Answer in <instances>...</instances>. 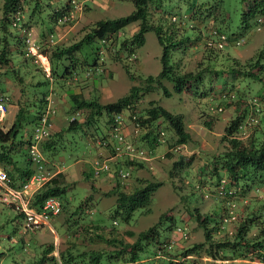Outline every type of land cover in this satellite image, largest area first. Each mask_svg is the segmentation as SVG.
I'll return each instance as SVG.
<instances>
[{
  "label": "trees",
  "instance_id": "obj_1",
  "mask_svg": "<svg viewBox=\"0 0 264 264\" xmlns=\"http://www.w3.org/2000/svg\"><path fill=\"white\" fill-rule=\"evenodd\" d=\"M39 1L0 0V93L8 96L9 103L18 105L9 127L6 130L0 127V167L11 177L12 184L18 185L37 167L29 152L31 144L35 143L39 147L41 169L46 171L47 166L50 168L53 162L60 161V152L64 153L65 148L63 137L67 134L73 138L79 136L84 146L79 156L89 152L96 153L99 162L105 160L109 165L108 169L95 173L93 163L87 162V169L83 170V173L92 181H96L101 175L112 177L114 184L108 193H114L115 200L109 206L112 216L109 225H102L92 219L86 221L81 219L83 215L91 214L82 206V202H86L88 196L82 198L78 205L81 216L70 218L74 224L76 223L70 233L76 237L89 238L98 246L90 249H86V246L78 249L66 246L58 251L57 259L51 254L54 245L51 242L44 243L42 253L36 262L47 264L48 260H51L50 264H137L138 261L145 260L141 257V251L148 252L145 246L152 243V251L149 250V254L154 255L156 260L150 264H197V255L225 260L249 255L251 260L249 264H264V194L260 192V186H264V77L260 73L263 71L261 69H264V47L257 56L248 57L244 62L233 55V63H229L230 66L226 69L230 70L231 74L224 75L223 71L218 72L219 69L215 64L218 51H221L220 57L228 55V52L222 51L225 44L227 42L236 44L235 39L240 43L243 38H232L220 32L215 26L217 21L213 18L215 28L211 30V34L218 37L205 39L202 46L204 55L199 62L203 64L197 65L194 70L183 69L181 56L176 59L175 55L187 46V42L192 45L196 42H191L182 32H174L170 29L168 30L170 32L164 31L161 22L158 24L149 22L151 14L149 5L152 3L159 6L158 0H132L134 9L124 16L99 18L91 25L83 27L80 30L81 34H77L66 43L38 46L40 53L46 55L49 60L47 74L42 64L36 61V56L28 50L26 38L30 26L22 15L26 10L29 11L30 17L35 14L40 8ZM242 1L245 17L262 6L264 9V0ZM73 5L71 0L62 2L61 8L54 10L56 16L54 19L65 22L62 16L64 14L69 16V9ZM189 9L190 17H195L197 15L195 10L190 7ZM183 17L188 16L183 13ZM207 17L211 16L206 15ZM200 18L202 20L201 15ZM173 19L171 22L176 21L177 16L174 15ZM136 20H140L137 30L129 36H122L120 32L124 27ZM148 29L154 30L162 45V68L159 73L145 76L143 85L132 83L129 90L115 100L101 102L96 94L85 96L82 89L92 84L93 79L90 76L97 75L101 80L104 78L106 61L102 56V47L110 49L108 46L110 43L115 48L113 57L122 60L134 54L135 49L144 43L145 32ZM41 32L46 33L44 30ZM221 34L226 35L225 44L219 46ZM95 40H99L101 45L94 49L92 58L88 59L83 46ZM218 59L220 61V58ZM124 68L133 78L129 65L124 64ZM209 73L216 74L218 79L223 78V87L226 88L224 94H221L219 88L215 90L213 85L210 91L206 92L203 82L206 81ZM7 74L19 88L20 96L16 100L11 98L9 86L4 82ZM240 75L260 79L262 85L259 90L251 93L242 87H236L233 79ZM74 77L76 80L72 82ZM162 79L172 81L177 92L193 89L201 84L203 91L199 93L211 95L212 103L209 110L215 112L210 114L199 109L201 113L210 117L204 120L210 127H213L216 116L222 109L233 107L224 132L219 138L220 146L209 151V155L206 153L208 156L197 174L196 186L207 187V192H210L213 199L221 201L222 206L219 212H215L211 207L207 211L198 207L192 209L187 204V199L183 197L189 218H195L197 228H202V240L194 241L187 246L184 245L190 230L186 224H177L174 221V214L168 215L171 209L164 212L166 217H173V222L167 227L170 232L163 237L157 226L159 221L137 232L125 227L127 224L131 225L129 221L135 210L143 209L146 210L145 212L149 210L154 191L163 183V180L155 174L148 177L139 173L141 168L148 167V159L156 154L168 158L169 163L165 168L170 176L176 175L183 166L190 164L186 162L185 154L179 151L191 135L185 129L181 114L171 112L154 99L139 108V105L145 102L146 92L158 86H162L163 94L170 95V90L163 85ZM72 83H77L80 90L77 91ZM51 93L54 97L65 94L69 103L66 121L55 131H51L49 125L47 135L36 140L34 137L36 125L43 117H46L47 123H50L51 112H55V110L46 111ZM123 113L133 121L139 133L138 139L132 143V146L142 151V155L147 158L124 151L125 142L120 141L115 135L116 117ZM162 124L165 129L176 135V138H172L173 141L161 137L165 130ZM72 131L77 133L72 134ZM102 139H105V142H102ZM140 141H147L149 146L143 147L138 143ZM159 143H163L165 147L161 153L157 149ZM57 144H60L59 148ZM117 145L122 146L119 151L116 150ZM175 151H179L178 157H175ZM192 155L194 154H190L191 157ZM77 157L78 154L75 159ZM121 170L128 172L126 180H121ZM186 181L184 178L182 184ZM67 188L66 175L59 170L34 191L30 205L39 209L47 196L57 195L61 199L63 210L64 203H67L63 194ZM237 196L241 197L239 201L236 200ZM94 201L99 203L98 198ZM94 201L93 204L90 202L86 204L92 207ZM243 203L247 208L244 213L239 208ZM5 207L15 211L12 206L0 203V213ZM15 213L17 217L23 215L22 212L15 211ZM232 224L234 228L230 230L229 226ZM36 230L38 229L34 231ZM127 237L134 239L129 240ZM2 254L3 252L0 251V258ZM177 254L186 257L175 263L172 255ZM147 257L149 258V255Z\"/></svg>",
  "mask_w": 264,
  "mask_h": 264
},
{
  "label": "rangeland",
  "instance_id": "obj_2",
  "mask_svg": "<svg viewBox=\"0 0 264 264\" xmlns=\"http://www.w3.org/2000/svg\"><path fill=\"white\" fill-rule=\"evenodd\" d=\"M48 1L50 4H48ZM62 2H67V0H40L39 10L31 17L28 15V10L22 13L23 18H25V21H28L30 26L26 38L28 50L36 56V61L42 64L47 74L49 73V60L46 55L40 53L38 46L46 47L49 43H66L77 34H81L80 30L85 26L91 25L95 20L99 18L121 17L134 9L132 0H75V2L72 3L74 4L73 7L69 9L68 20L66 19L65 22H60L54 19V17H56L54 15V10L56 8H61ZM157 3L159 6L152 3L149 5V10L151 12L149 22L155 24L161 22L164 31L170 32L168 31L170 29L174 32H182L189 37L191 42H196L194 45L187 42L185 48L180 46L183 50H180L175 55L176 59L181 56V68L183 69L194 70L197 65L201 66L203 64L199 62L204 55L202 47L204 41L207 37L214 38L216 36L215 34H211V30L215 28L214 20L217 21L215 26L220 32L232 38H243V41L240 43L232 44L227 42L222 48V51L228 52L230 56L225 53L226 55L223 54L225 57H220L221 51H218L217 56L220 58V61L217 58L215 62L216 67L219 69L218 72L223 71L224 75L228 73L231 74V71L226 69L229 68V63H233V55L236 56L239 61L244 62L248 57L257 56L260 49L264 47L263 6L258 8L250 16L245 17L243 14L244 2L242 0H158ZM189 7L193 8L192 10H195L197 13L195 17H190L191 11L188 13L190 10ZM261 9H263V11H261ZM183 13L188 17H183ZM193 14L194 13H192V15ZM174 15L177 16V20L171 22V20H174ZM200 15L202 16V20H200ZM206 15H210L211 17L206 18ZM139 25L140 20L133 21L127 24L120 34L122 36H129L137 30ZM41 30L46 31V33H42ZM44 34L46 35L44 36ZM100 45L101 42L95 40L91 44L83 46V51L88 59L92 58L94 49ZM108 46L110 49H108V47L107 49L102 47V56L106 61L104 64V78L101 80L97 75L93 77L90 76V78L93 79L92 84L82 89L83 94L87 97L96 94L101 102L115 100L126 93L132 83L143 85L145 84L143 80L145 76L148 74L157 75L162 68V45L152 29H148L145 32L144 43L135 49V53L128 57H124L122 60L114 58L113 50L115 48H113L110 43H108ZM197 47H199V49H197ZM174 53L172 54L173 58ZM121 55L122 53H120V56ZM204 61L206 62V60ZM124 64L129 65L133 78L126 72ZM261 70L263 71H260V73L264 77V69ZM241 77L242 75L234 78L233 83L236 84V87H242L251 93H256L262 85L260 79H252L250 76ZM75 78L76 77L72 79V82L76 80ZM222 80L218 79V76L214 73L208 75L206 81L203 82L206 92H209L210 87L213 85L215 90L219 88L221 89V94H224L226 88L224 89V81ZM4 82L9 86L11 98L14 100L18 99L20 96L19 88L13 83L9 74L4 77ZM162 83L170 90V95L163 94L162 86H158L146 92L145 102L140 104L139 108L144 107L148 104L149 100L154 99L171 112L181 114L185 123V129L191 135L179 151L185 154L184 158L186 162L188 161L190 164L183 166L176 175L170 176L165 168L169 163L168 158L156 154L153 158L148 159V167L141 168L139 173L148 177H151V174H155L163 180V183L154 191L149 210L147 212L143 209L135 210L129 221L131 225L127 224L125 227L132 228L137 232L159 221L157 226L161 231V237H163L170 232L167 227L173 222V217H166L164 212L171 209L168 211V215L174 214V221L179 225L186 224L190 230V235L186 239L184 245L187 246V244H192L194 241L202 240V228H197L195 218H189L187 209L184 207L185 200L183 197L187 199V204L192 209L198 207L200 210L207 211L208 208L211 207L215 212H219L222 206L221 201L213 199L210 192H207V187L198 188L196 186L198 183L197 174L199 168L204 165L206 157L210 154L209 151L216 149L218 145L220 146L218 141L221 134L224 132L227 118L233 112V107L228 106L224 110L222 109L216 116L213 127H210L204 122V120L210 117L205 113H201L199 109L210 114H215V112L212 109L209 110L212 103L211 95L208 93H199L203 91L201 84L193 89L190 88L182 92H177L174 89V83L172 81L162 79ZM72 85L77 91L80 90L77 83H72ZM66 99L63 93L59 97H54L51 93V97H49V104L46 107V111L55 110L54 113L51 112L50 116L51 121L49 125L51 131L59 129L62 123L66 121V116L69 111L67 109L69 103ZM17 108L18 105L16 103H9L8 111L0 121V127L2 129L6 130L12 123ZM120 118V129L122 130L121 132H123L124 142L129 144H132L134 141L136 142L139 133L133 121L124 113L120 115ZM163 124L161 125L162 128H164ZM71 133L75 134L77 132L72 131ZM161 137L173 141L174 139L172 138H176V135H174L172 131L165 129ZM63 138L65 144L64 153L59 151L60 161L53 162L50 168L47 166L46 172L49 173L50 176L59 170L65 173L68 188L64 192L63 197L66 198L67 203H64L63 210L61 209L58 214L51 217L49 224L45 225V227L36 231L26 232H23L22 229L19 228L22 218L17 217L15 211L11 208L5 207L0 213V251L3 252L0 258V264H40L36 262V260L42 253L44 243L51 242L54 245V250L51 254L56 256L57 259L58 251L66 246L76 247L77 249L82 246H86V249L98 246L95 245L94 242H91L89 238L76 237L70 233L76 226V223L74 224L70 218L81 216L78 205L85 196H88L86 200L87 203L90 202V204H93L92 201H94L95 198H98L99 203L94 201V205L90 207L86 202H82L84 209H88L87 212L91 213L89 214L90 216L83 215L81 218L82 220L86 221L92 219L102 225H109L112 222L109 206L114 202L115 194L108 193L114 184L112 177H108L109 180H105L100 183V185L93 183L95 181L87 178L83 170L87 169V162L94 163L95 160H97L96 153L91 154L89 152V154L85 153L79 156L84 150L81 138L79 136L73 138L70 134H67ZM72 138L74 139L73 141ZM138 143L146 148L149 146L147 141H140ZM57 145L59 148L60 144ZM164 148L163 143H159L157 146L160 153ZM179 151L174 152L175 157H178ZM192 153L194 155L191 157L190 154ZM206 153L208 155H206ZM76 154H78V157L75 159ZM67 162L70 163L67 165ZM202 177L204 176L202 175ZM184 178L187 181L182 184ZM260 190V192L264 194V186H260ZM240 198V196H237L236 200L239 201ZM245 203L239 205L242 213L247 210ZM229 228L233 230V224L230 225ZM127 238L129 240L134 239V237ZM145 247L148 252L141 251V257L145 260H140L137 264H150L156 260L154 255L149 254V252L152 251V243H149ZM147 255H149V258ZM179 255H172L175 263H179L186 257V255L184 257L183 255ZM196 258H198L197 264H249L251 262L249 255L233 260L213 259L205 255L200 257L197 255ZM50 263L51 260H48L47 264Z\"/></svg>",
  "mask_w": 264,
  "mask_h": 264
},
{
  "label": "built area",
  "instance_id": "obj_3",
  "mask_svg": "<svg viewBox=\"0 0 264 264\" xmlns=\"http://www.w3.org/2000/svg\"><path fill=\"white\" fill-rule=\"evenodd\" d=\"M71 2L74 3L75 0H71ZM68 17L69 16L66 14L62 16V18L65 20ZM225 37V34L220 35V39L218 41L219 46L225 44ZM235 41L236 43L239 42L238 39H235ZM8 107V96L0 93V121L7 113ZM120 123L121 118L120 116H117L114 125L115 135H117L119 140L123 142L124 136L123 133H121L122 130L120 129ZM48 126L49 123H47L46 117H43L40 123L35 127L34 137L36 140L47 135ZM101 141L105 142V139H102ZM121 147L122 146L117 145L116 150L119 151ZM123 149L130 154L147 158L145 155H142V151L134 148L132 144L125 143ZM29 152L32 161L35 165L37 164V167L33 173L25 180H22L20 184H12L11 177L8 175L5 169L0 167V203L10 205L15 209V211L23 213L21 216L22 222L19 224V228H21L23 232L34 231L35 229L45 227V225L49 224L51 217L58 214L62 209L61 199L57 195L47 196L39 209H36L30 205L31 196L33 195L34 191L50 177V174L41 169V153L35 143L31 144ZM93 167L95 169V173H98L100 170L108 169L109 165L105 160L101 162L95 160ZM120 178L122 181L126 180L128 178V172L121 170Z\"/></svg>",
  "mask_w": 264,
  "mask_h": 264
},
{
  "label": "crops",
  "instance_id": "obj_4",
  "mask_svg": "<svg viewBox=\"0 0 264 264\" xmlns=\"http://www.w3.org/2000/svg\"><path fill=\"white\" fill-rule=\"evenodd\" d=\"M231 115V114H230ZM70 162H67L66 164L68 165ZM90 164V163H89ZM105 180H109L108 179V176H104V175H101V176H98V178L96 179L95 181V184H98L100 185V183L104 182Z\"/></svg>",
  "mask_w": 264,
  "mask_h": 264
}]
</instances>
